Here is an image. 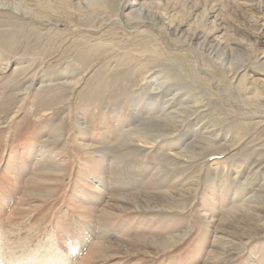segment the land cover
Listing matches in <instances>:
<instances>
[{"label": "rangeland", "instance_id": "374dc122", "mask_svg": "<svg viewBox=\"0 0 264 264\" xmlns=\"http://www.w3.org/2000/svg\"><path fill=\"white\" fill-rule=\"evenodd\" d=\"M135 1L0 8V264H264V0Z\"/></svg>", "mask_w": 264, "mask_h": 264}, {"label": "bare ground", "instance_id": "6f19581e", "mask_svg": "<svg viewBox=\"0 0 264 264\" xmlns=\"http://www.w3.org/2000/svg\"><path fill=\"white\" fill-rule=\"evenodd\" d=\"M86 1L91 2V0H86ZM136 1L134 4L130 5L131 10L125 16L128 18H130L129 16H132L133 18H130V20H132V21L133 20L134 21H141L143 18H145V15L148 13V11L151 8H153L155 5L157 6V8H160L159 7L160 3L155 4V2H159L158 0H156V1L154 0V2L152 0H136ZM168 1L169 0H167L166 2H168ZM173 1H175V0H173ZM60 2L63 3L62 1H60ZM223 3H224V0H183V2L181 4L180 12H182L183 15L185 16V18H184L185 20L186 19L188 20L190 18L193 19L194 31H195V33L192 34V36L189 40V47H192L193 42L195 43L200 38L198 33L196 34L197 31H200L204 36V37L202 36V38H203V44H205V45H202V46L208 45L211 38L214 35H216V31L220 27V24L218 23V19L220 16L219 11H221V9H219L218 6L223 5ZM78 4H79V1L77 2V5ZM164 6H165V8L163 9V11H165V13L162 16V18L160 19L162 21V24H164V21H167L168 23H170V16H171L169 13L170 11L168 12V10H167V4H165ZM0 8L11 9L8 0H0ZM78 8H79V5H78ZM16 11H19V10H16ZM21 13L24 16L28 15V14H26V12L21 11ZM178 31H179V28L176 27V28H173V30L171 32L172 37L177 42H179V40H180V38L176 39V36H177L176 34L178 33ZM209 48H211V46ZM198 49H200V50L194 51L195 54L197 52H199L200 53V54H198L199 56L209 57L212 60L215 59L216 61H219L220 64H222V68H224L226 73L231 72L232 65H231L230 61H227L226 56L223 57L224 53H222V55H221L223 57V59H220L219 56L216 55L215 51L212 48L209 49V51H202L201 48H198ZM161 85H163V82H160V84L158 85V90L160 89ZM155 90H157V89L156 88L153 89V91H155ZM155 92H157V91H155ZM179 93L180 92L177 91L176 94H173L172 98L174 99ZM152 98H153V100H158V96H153ZM178 105L181 106L182 103L179 102ZM174 106L175 105H173V107L171 108V113L176 114L179 112H183L185 115L188 114L187 111H185L181 108H175ZM190 110L193 111V109H190ZM175 119H178V121H181V122L183 121L182 118H179L178 116H175ZM181 122H178V123H181ZM263 185L264 184H262V183L259 185L258 190H255L254 194L252 196H250V198L248 199L249 204L245 206L246 217L249 216L253 220V222H256V223L259 221V219H258L259 217L252 212L253 208H255V207H251V205L255 206V203H257V202L258 203L264 202V186Z\"/></svg>", "mask_w": 264, "mask_h": 264}]
</instances>
